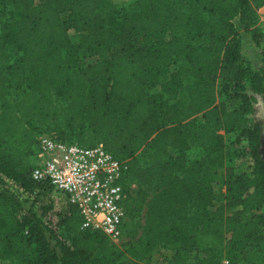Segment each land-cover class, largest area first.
I'll list each match as a JSON object with an SVG mask.
<instances>
[{
  "label": "trees",
  "instance_id": "1",
  "mask_svg": "<svg viewBox=\"0 0 264 264\" xmlns=\"http://www.w3.org/2000/svg\"><path fill=\"white\" fill-rule=\"evenodd\" d=\"M263 4L0 0V264H129L126 254L148 261L160 247L174 249L163 264H264V158L252 116L255 94L264 99V46L253 70L240 31L261 45ZM219 128L234 134L231 152ZM45 133L125 160V249L81 227L75 204L62 236L44 221L49 206L35 187L51 186L31 172ZM192 143L202 155L185 165ZM227 155V170H239L225 206L213 207L212 176Z\"/></svg>",
  "mask_w": 264,
  "mask_h": 264
},
{
  "label": "built area",
  "instance_id": "2",
  "mask_svg": "<svg viewBox=\"0 0 264 264\" xmlns=\"http://www.w3.org/2000/svg\"><path fill=\"white\" fill-rule=\"evenodd\" d=\"M259 27L264 38V4L257 8ZM246 147V140H242ZM126 169L124 159L108 151L101 143L94 146L64 142L54 134H41L31 176L34 181H47L50 189L35 187L43 205L49 209L43 219L62 236L61 219L71 204H75L83 218L81 227L101 230L112 242L122 238L120 225L125 218V204L130 189L119 180ZM10 186L22 196L33 199L16 182ZM131 188L135 184L130 185ZM227 259L222 264H227Z\"/></svg>",
  "mask_w": 264,
  "mask_h": 264
},
{
  "label": "rangeland",
  "instance_id": "3",
  "mask_svg": "<svg viewBox=\"0 0 264 264\" xmlns=\"http://www.w3.org/2000/svg\"><path fill=\"white\" fill-rule=\"evenodd\" d=\"M115 1L120 5H127L132 0H115ZM240 31L244 33V31L241 28H240ZM69 33H70L71 40L74 43L78 42L79 36L73 30H70ZM247 40H248V37H247ZM244 46H245V57H248L249 54H252L250 55L251 56L250 58L254 62L258 63V60L260 57L259 51L254 49L249 42L247 43L246 39L244 40ZM261 46H264L263 37H262ZM172 68H175V66H173ZM217 101H218V95H217ZM214 133L221 135L223 143L226 146L227 152H231L234 149L236 144L233 143V139H234L233 133H230V132L226 133L222 128L216 129ZM212 139H210L211 142H212ZM239 145H244V142L241 141ZM202 151H203L202 146H198L192 143L191 147L185 152V155L183 156V164L188 165L189 163H191L193 159L198 158L199 156L202 155ZM260 152L264 158V129L262 130V134H261ZM232 162L233 160L227 155L224 165L222 167L216 168L215 175L212 176L211 186H212V190L214 194L216 195L215 199L213 200V207H218L220 205L225 206V203H226L225 194H226L228 182L233 179L232 177L234 175L233 173L239 170L238 166L230 168V171L227 170L230 166H232ZM231 169L233 172L231 171ZM228 171L231 172L229 175H227ZM229 212L230 211L227 210L226 213H229ZM259 212L264 213V207H262L259 210ZM142 221L143 219L141 218V222ZM261 234H262L261 239H262V242L264 243V227L261 229ZM127 241H128V238L122 237L119 241L113 242V243H115L116 246L119 247L120 249H125L128 245ZM173 252H174L173 248L166 249V248L160 247L153 253L151 259H149L148 261L136 260V259L131 258L127 254L124 257V261L129 264H163L165 263V261L169 260L168 258H171V255L173 254Z\"/></svg>",
  "mask_w": 264,
  "mask_h": 264
},
{
  "label": "crops",
  "instance_id": "4",
  "mask_svg": "<svg viewBox=\"0 0 264 264\" xmlns=\"http://www.w3.org/2000/svg\"><path fill=\"white\" fill-rule=\"evenodd\" d=\"M241 36H242V45H243L242 52H243L244 56H245V46H244V40L245 39H246L247 43L249 42L254 49L259 51L260 57H259L258 63L254 62L250 58L251 57L250 55H252V54H249V56L246 57L250 61L252 69L258 71L260 69V66H261L260 50H262L263 46H261V45L260 46H256L254 44V42L252 41V39L250 37V34L247 33V32H244V33L241 32ZM247 37H248V40H247ZM255 98H256V102L254 103V111L252 113V116L256 120L259 121L260 126H261V134H262V130L264 129V99H263L261 94H255Z\"/></svg>",
  "mask_w": 264,
  "mask_h": 264
}]
</instances>
